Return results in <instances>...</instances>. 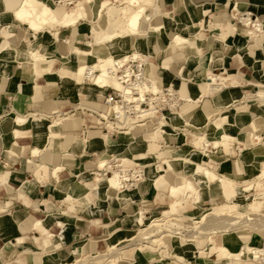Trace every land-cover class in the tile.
Returning <instances> with one entry per match:
<instances>
[{
	"label": "crops",
	"instance_id": "1",
	"mask_svg": "<svg viewBox=\"0 0 264 264\" xmlns=\"http://www.w3.org/2000/svg\"><path fill=\"white\" fill-rule=\"evenodd\" d=\"M21 1L0 0V264H111L107 259L114 255L118 257L115 264H151L155 263V257L162 261L159 252H139L135 245H129L136 227L140 226L139 217L143 213L152 218L168 201L167 209L178 204L179 210L185 213L193 207L187 213L196 218L202 213L203 208L199 205L205 202V195L211 194L209 183L203 177L202 186L209 190L201 197H194L189 191L173 195V176L172 181L162 185L150 182L149 179L162 174L157 172V167L164 166L169 154L177 157L199 153V159L194 162L201 171L208 168L221 177H229L244 192V183L254 178L244 179L255 175L257 166L264 159V143L254 147L251 137L255 133L253 125H257V132L264 138V103L257 95L264 90V32L251 36L240 21V17L251 14L253 20L258 19L264 24V0H157L158 10L163 9L164 17L170 21V34L156 33L147 37L146 51L154 52L150 69L159 82V89L163 84L190 91L198 103L186 105L179 112L181 117L192 122L190 125L179 115L173 117V134L162 132L155 136L156 131L149 134L151 132L144 130L141 135L132 136L130 131L119 132L121 139L130 136L133 140L127 137L128 140L121 142L113 140L111 131L87 140L75 139L74 135L88 133L90 136L99 128V119L94 115L99 113L89 109L99 103L79 101L82 95L76 83L63 81L47 72L38 75L29 63L25 44L28 34L20 37L15 29L16 41L9 44L10 49H2L8 45L6 34L19 21L14 13ZM236 4L240 6L239 12ZM88 27V24H80L77 28L79 46L86 43ZM29 31L30 40L44 46V51H56V56L69 53L64 39L72 41L73 29H61L58 41L52 40L54 37L49 31ZM178 33L195 44L176 47L171 38ZM132 38L136 43L137 38ZM100 49L106 54L111 53L109 47ZM97 54L103 53L97 51ZM215 54L222 57L221 66L216 65ZM81 63L79 60L76 65ZM69 65L76 66L74 63ZM57 66L61 67L63 63L57 61ZM206 71L225 79L221 92L209 96L202 94ZM178 73H183L184 79L179 80ZM95 96L100 101L99 95ZM242 98L248 101L244 102ZM70 105L73 107L67 111ZM74 111L70 123L64 121L59 127L50 129L52 119ZM221 115L227 117L224 128L233 137L229 149L212 146L217 134L224 132L215 125ZM52 131L55 135L50 138ZM202 133L208 136L210 145L206 150L198 151L189 142L188 135ZM138 145L140 149L132 151V146ZM150 147L157 152H151ZM37 148L41 150L40 154L34 155ZM115 150L120 152L112 155L109 163L118 161L120 164L123 158L128 159L131 176L134 172V176H140L138 181L133 176L135 182L125 188L130 190L129 193L113 190L108 176L104 175L106 170L99 167L107 154ZM100 152L103 156L97 162L95 156ZM39 166L44 169L40 170ZM58 167L61 171L56 177L54 173ZM180 170L184 176L188 175L185 168ZM144 180L148 184H144ZM219 196L226 201L222 193L211 194L212 199ZM49 215H54L56 221L45 227L46 230L37 228V222ZM19 239H22V245L18 244ZM46 240L49 245L44 243ZM125 243L128 245L123 246ZM175 244V241L171 243L172 249L178 246ZM210 245L209 242L206 253L211 250ZM113 246L121 249L119 255L111 251ZM192 247L189 248L192 256L182 252L184 259L209 264V260L201 259ZM98 256L104 258L98 259ZM165 257L171 259L170 254Z\"/></svg>",
	"mask_w": 264,
	"mask_h": 264
},
{
	"label": "bare ground",
	"instance_id": "2",
	"mask_svg": "<svg viewBox=\"0 0 264 264\" xmlns=\"http://www.w3.org/2000/svg\"><path fill=\"white\" fill-rule=\"evenodd\" d=\"M80 1L78 3H76L74 6L66 8V9H70V10L75 9L74 12H71V13L65 12L62 16L59 17L46 2H43L40 0H22L19 4L18 8L15 10L14 15L19 21L27 22L30 26V30H32V31H37L44 26H48L51 28V24H53V23H60V24L65 25V27H75V26H77V24L81 20L88 18V16L81 10V8L84 9V6ZM87 1L88 2H95L96 0H87ZM152 1L153 0H130V4L132 6L137 7V8L127 12L126 31L131 32V33H135L138 35H143V33L146 32L145 34L147 35V37H152V36H154V34L160 32L163 29H165V33H167L168 28L164 24H152L150 21L149 26L145 27V23H146L145 16L147 19H149L147 17V8L146 7L149 5H152L151 4ZM50 3H52V1H50ZM107 3H109V2H107ZM107 3L105 2L103 4H95L93 6V10L91 12V18H90L93 22H99V20L102 17L103 11L105 10V8L107 6H109V5H107ZM239 7L240 6L238 4L237 9H236L238 12L240 10ZM61 8H63V7H61ZM240 21L245 26V28L253 29V31L249 30L251 36L252 35L258 36L259 35L258 33L264 32V29L262 28L263 22H261L258 19L253 20L250 18H241L240 17ZM109 25H111V24H109ZM96 28H98V27L96 26ZM122 34L123 33L116 31V30H110L107 28H102L101 35L97 36V37H99V42L97 39V43L99 45L100 44L102 45V44H106L108 42H112L114 40L122 38L123 37ZM28 38L29 37H26V39H25L26 43L25 44H27V46H28V52L27 53H28V57H29V61H30L29 63L33 66V68L35 69V71L38 75H45V73L47 72L49 75H55V76L59 77L58 76L59 72L64 71L65 76H63V77L61 76V79L63 81H66V79L72 80V77H74V78L79 80L78 81L79 83H80V81H84V83L85 82H88V83L93 82V84L96 85L97 87H99V89L107 88V90H106L107 92L104 96V101H103L105 104H106V98H107L109 89H113L116 92H119V94L122 95L124 98H126L128 101H131L133 99L129 96L131 94L134 95L137 92L138 95H141V97L138 98V100H137L138 101L137 102L138 105L136 106V109H137L136 114L137 115H135L134 117L125 116L124 110H122V108L119 105H114V107L111 106V110H110L111 113H108L107 115L96 113L101 118L106 120L107 127L111 128V129H109V130H111V132H117V133L129 132L130 130H129V128H127V126H129L128 124L130 122H136L137 124L139 123V126H143V125H145V123L148 120H150L152 118L151 116L155 115V114L156 115H162L165 117H169L172 113L177 112L176 115H179V117L184 121L185 124L190 125L192 123L191 121L186 120L183 116L181 117L179 112L181 111L182 107H184L186 105H196L198 103V100L193 97L192 92L181 91V89L179 90L172 85L164 86L162 84V86L159 89L158 88L159 82L156 80V78H154L153 74L151 76L150 73L148 74L146 71L148 59L144 60V56L139 53V50L137 48H136L137 51L135 50L136 53H134L133 55L131 54V56H123L121 58H115V57H104L103 54L102 55L101 54L95 55L93 53V51L91 50L93 43L88 42L87 47H82V46H79L78 44H75L73 46V48L71 47L73 49L72 52L74 54L81 56V57H84V58L86 56H91L94 59H97V61L94 63H91V64L85 63V64H81V66H77L74 72L71 71L73 74L72 77H69V76H67L68 74H66V73H68V66L67 65L69 64L68 54L70 53L69 45L73 41L68 40V39H66L65 42L63 41L65 43V45L67 46L69 53L63 54V56H62L63 66L58 67L57 61H60V60H58L59 57L58 58L56 57V51H53L51 49L49 51H44V49H43L44 46H42V45L36 46ZM6 39H7L8 45L3 46V48H2L3 50L10 49V48H8L9 44L16 41L15 35L12 33H7ZM171 42L175 43L176 45H178L180 47L183 45H187L190 47V46H193L195 44V43L194 44L192 43V40H190L187 37L180 35L179 33L175 34L171 38ZM128 45H129V42L126 41L124 46L126 47ZM136 47H139V46H136ZM97 56H99V57H97ZM100 56L103 58H100ZM214 60H215L217 66H221V64L223 62L221 58L218 59L214 56ZM132 61H139V63L142 65L141 74H142V77L145 79L144 83H142V84L136 85V83L133 82L134 80L131 79L132 72H131V70H128V68L130 67ZM205 74H206V83H205V86L203 87L202 94L206 95L209 92H219L223 89L224 84H225L224 78H222L221 76H217L210 71H208V72L206 71ZM177 75H178L179 80L184 79L183 73H178ZM123 81H131V83L129 82L128 86H127L123 83ZM166 87H170V90L172 91V94H173V97L171 98L172 101L169 100L166 95H164V88H166ZM84 88L85 87H83V89ZM147 92L154 93L155 95H157L156 97H154V99H156V101L158 99L162 100L161 106L163 108V111L158 112L156 109L157 108L156 105L153 104L154 102H152V101H150V103H152L151 109H147V110L141 109V107H140L141 101L146 100L145 94ZM81 95L85 96V95H83V93H81ZM258 96L260 97L261 101L264 103V95L259 93ZM154 99H152V100H154ZM167 105L169 106L170 111L164 110V107ZM89 109L92 111H97V112L99 111V110L91 109V107H89ZM114 116H117V118H118L116 121H113L111 119V117H114ZM226 120H227V117L223 116L219 120V122L218 121L215 122V125L220 130L221 129L224 130V132L222 133V135L219 139L213 140V143L211 142L212 146L216 149L221 148L222 146L229 149V147L231 145L230 142L233 140L231 133H228L224 128V124H225ZM159 123L162 126L166 125V123H165V121H163V119H161L159 121ZM58 125L60 126L61 123H59ZM160 125H158V126H160ZM53 126H51L50 129H54ZM159 129H160V127H159ZM257 129H258V126L253 125V130L255 131V133L257 132ZM162 132L167 134V132L165 130ZM255 133H253V135L251 137H252L253 143L258 145L259 142L264 141L263 140L264 138H262L260 135L255 134ZM54 135L55 134L52 131L50 134V138L53 137ZM154 135L157 136L158 133L155 132ZM209 145H210V141H209L208 136L206 134H202V135L197 136V140L194 142V147L196 149H202L203 148L206 150V148ZM40 151L41 150H39L37 148L36 150L33 151V154L39 155ZM132 151H137V149H135L134 146H132ZM241 151H242V149H241ZM192 157L199 159V155H197V154H195V156H192ZM192 157L189 158L187 156L180 155V156L175 157V158H170L169 160L164 162V166L159 165L157 167V172L162 173V174H158V176L152 177L153 183L157 184V185H162V184L166 183L167 178L163 174L172 173L178 177L177 181L175 182L174 188L181 187L182 183L184 182L182 179V177L184 175L180 169H181V167H183V168H185V171L188 174L186 176H189V175L192 176V185L195 188V193H196L195 195H197V197H201V191L204 188L202 186V182H201L202 177L208 181L209 188L211 190L212 195H215L216 193L220 192L224 195V197L227 196V190L225 188V179L213 178L215 175H214L213 171L208 169V168H204L201 171L198 168V166L196 165V163L194 162V158H192ZM122 160H123V162H121V163H125V164L127 161H129L125 158H123ZM113 164H114V167L112 165H109L107 160H102L100 162V165L98 164L100 169L106 170V171H104L105 176H108L109 174H111V173H109V171L113 170V172H112L113 175L108 176V179H107L108 183L110 184V187L113 190L122 191V189L130 187V185L132 186L133 184L131 182H130L131 184L127 183V181L134 179V177H136V176H134L135 172L133 171L134 172V174H133L134 177H133V176H131V170H128L126 172L127 174L125 173L124 170H122L123 164H119L118 161H113ZM260 165H261V173L263 176L264 175V159L260 162ZM40 169H44V167H40ZM59 171H61L60 167H58V169H55V173H54L55 175L54 174L53 175L58 177ZM138 177H140V176L136 177L137 181L139 179ZM95 181H97V180H95ZM216 181L218 183H215ZM207 190H209V189H207ZM123 192L128 193L127 191H123ZM143 192H145V191H143ZM235 194H236V192H235ZM71 198H72V196H71ZM71 200H70V202H71ZM227 200H229V199H227ZM199 201H201V198ZM72 202H74V201H72ZM76 202L77 201H75V204H76ZM219 212H221V211H219ZM224 212L225 213L228 212V214H229L231 212V210L229 211L228 209H224ZM234 213H236V212H234ZM234 213L232 216L235 215ZM216 214L219 215L220 213H216ZM221 216H223V214H221L220 217ZM229 217H231V215L230 216L227 215V217H226L224 214V216L221 217V219H222L221 224H224V225L218 226V229L220 228L221 230L215 231V232H219L220 234L224 235L223 238H225V243L223 245H217V244L215 245L214 237H211L210 243L213 244L211 249H217L219 251L222 250L223 253H226L228 255L227 259L238 258V259L243 260V259H247L249 254H255L258 256V259L260 261H262L264 264V249L260 250V249L256 248L255 246H253V243L244 244L243 247L241 248V250L237 251L238 244L240 242L243 243L244 241H247V240H245V238L242 237L241 235H238L236 237L235 241H233L231 238H229L226 235L228 233V231L232 227L236 226V224H237L236 221L233 219L234 217L233 218L232 217L229 218ZM170 218H174V220L176 221V224H166V221ZM206 218H207V216H203L200 221H197V222L192 221L191 227H196L197 225H199V223L201 224V222L205 221ZM191 220H193V218L190 215L186 214V215H182V216H175V215L171 214L170 210L165 211V213H164V215H162V217L155 218V219L147 217L142 213V216L139 217V219H138V224L141 227H143L142 231L145 232V234H146V232H148L150 234H146V236H143V237L141 235L140 237H142V238L139 240H136L139 237L135 238L133 240V242H136V244H132V245H135L137 247V250L141 252V250L145 249L144 248L146 246L145 244L153 245V244H156V243L161 242V241L169 243L168 240L170 238L182 239L186 235L189 236V234H187L186 231H184L183 229H178V228L176 229L175 227H176V225H179V224L180 225L182 224L185 227H187V225H185V224ZM55 221H56V217L54 215H49L44 220L37 222L36 227L39 229L43 228V227L44 228L49 227V225H51ZM163 223H165V224H163ZM211 224H212V222H211ZM209 226H211V225H209ZM46 229L47 228H45V230ZM237 229H240V228H237ZM205 231H207L206 228H203L202 226H198V227H196L195 231H191V232L195 233L194 235L199 236V234H201ZM196 236H195V238H196ZM167 238H169V239H167ZM17 242H18V244L22 245L23 241H22V239H19ZM44 243L46 245H49V241H47V240ZM260 244L261 243H259V245ZM112 250H114V249H112ZM120 250L115 249L113 251V253L118 254V252H120ZM172 254L175 255L176 257H179L176 253H172ZM116 258H117L116 255L112 256L108 260V263L116 262ZM180 259H182V258H180ZM81 262H82V260H81ZM163 262L167 263V260L163 259ZM214 264H224V261L223 260L214 261Z\"/></svg>",
	"mask_w": 264,
	"mask_h": 264
},
{
	"label": "rangeland",
	"instance_id": "3",
	"mask_svg": "<svg viewBox=\"0 0 264 264\" xmlns=\"http://www.w3.org/2000/svg\"><path fill=\"white\" fill-rule=\"evenodd\" d=\"M50 1L51 0H48L46 3L53 9V11L59 17L62 16L65 12L66 13L67 12L71 13V12H74V10H75V9H71L70 10V9L61 8V7H55L53 5V3H50ZM96 1L95 2H88L87 0H81L80 1L83 4V6H84L83 11L85 13H87L88 18H85L84 20H81L77 24V26H75V27H65V25H63V24L53 23V24H51V28L48 27V26H44V27H42L41 29H39V30H37L35 32H39V31L48 32L49 31L51 34H53V37H54L53 39L54 40L56 39L58 41L61 29H64V28L73 29L74 30V36L72 38L73 42L69 45L70 53L68 54V62L71 63V64L74 63L76 65V62H79V60H80V61H82L81 64H85V62H87L86 64H91V63L96 62L97 60L94 59L91 56H86L84 58V57L78 56V55H76V54H74L72 52L73 46L75 44H78L77 43V38H76L78 26L80 24H88V26H89L88 27L89 28V36L85 40L86 46H84L85 44H82V47H87V43L88 42L89 43H93L92 49L91 48L90 49L93 51V53L95 55H96V52L99 51L100 53L105 54L104 57H115V58H121L123 56H131V54L133 55L134 53H136V51L138 49L139 53L144 56V60L148 59L146 71H147L148 74L150 73V75L152 76L153 72L151 71L152 69H150V64H152V62L154 61L152 59V57L154 56V52H152V50H151L150 53H148L146 51V47H148L147 46V43H148L147 42V35L145 34L146 32H144L143 35H138V34L126 31L127 12L136 9L137 7L132 6L130 4V0H96ZM105 2L106 3L109 2V3H107V5H109V6H107L105 8V10L103 11L102 17L99 20V22H93L90 18H91V12L93 10L94 4H103ZM156 2H157V0H153L152 3H151L152 5H149V6L146 7L147 8V17L150 20L147 19L146 16H145V20H146L145 27H148L149 24H150V21H151L152 24H164L168 28V24H169L170 21L167 20L164 17L163 9H162V11L158 10V8L156 6ZM109 24H111V25H109ZM96 26L98 28H96ZM102 28H107V29H110V30L119 31V32L123 33L122 34L123 37L119 38L117 40H114L112 42H108L106 44H102V45L100 44L99 45V44H97V39H98V42H99V37H97V36L101 35ZM15 29H17L16 33L20 37L22 35H24V33L26 35L28 34L26 37H29L28 39L30 40V37H31L30 34H29L30 26H29V24L27 22L18 21L16 23V25L12 26V28L10 29L11 31H9L8 33L14 34V30ZM247 30L248 31L249 30L253 31V29H247ZM164 33H165V29L161 30L157 34L166 36ZM167 33L170 34L169 29H167ZM155 35L156 34H154V36ZM133 36L135 38H137V42L136 43H134L135 41L132 38ZM64 40H66V39H64ZM126 41L129 42V45L125 47L124 45H125ZM0 42H1V39H0ZM33 44H35V43H33ZM130 44H132L134 46L131 47ZM173 44L176 47L180 48V46L176 45L175 43H173ZM35 45L36 46H40L38 44H35ZM95 46H97L98 48L96 49ZM136 46H139V47H136ZM99 47L100 48L104 47V49H105V47H109V49L111 50V53L110 54H106ZM56 57L57 58L59 57L58 59L61 62H63L62 56L57 55ZM97 57H99V56H97ZM215 57L218 58V59L219 58L222 59V57L218 56L217 54H215ZM100 58H103V57L100 56ZM81 64L78 65V66H81ZM222 64H223V62H222ZM67 66H68V73H66V74H68L67 76L72 77V75H73L72 72L75 71L77 65L76 66H72V65L70 66L68 64ZM151 66H153V65H151ZM153 69H154V66H153ZM153 71L155 72V69ZM58 76H59V78H61V76L62 77L65 76L64 75V71L59 72ZM230 79H235V78L231 77ZM66 81H70L74 85L76 83L77 84L76 86L78 88H80V93H83V95H85V96L87 94L92 95V96H86V97L81 96L82 98L79 101L97 102L99 104L94 105V106H90L91 109L99 110L98 111L99 114H106L107 115L108 113H111V111H110L111 110V106H108L104 102H102L104 100L103 96L106 94L107 88L99 89V87L94 85L93 82L92 83H88V82L84 83V81H80V83H79L78 82L79 80L74 78V77H72V80H67L66 79ZM204 86H205V84H204ZM83 87H85V88L83 89ZM111 91L112 90H110L109 92H111ZM221 91H219V92H221ZM219 92H209V93H207V95L208 96L211 95V94L214 95V94L219 93ZM259 93L264 95V90L262 89L261 92H257V95ZM95 95H99L100 101L98 100V97L95 96ZM242 99H243L242 101H244V102L248 101V99H244V98H242ZM259 101L263 104V102L261 101L260 98H259ZM255 104H257V103H255ZM72 107L70 105L69 108L67 109V111H70L72 109ZM77 107L80 108L79 106H77ZM82 107H85V106H82ZM256 109H257V107H256ZM95 112H97V111H95ZM73 113H76V111H74L72 113L69 112L68 115L66 114V115H64L62 117L54 118L52 120L50 119L52 124L54 125V126L53 125L52 126L54 128H57V126L59 127L58 124L62 123L64 121H66L65 123H67V124L70 123L71 120L74 119V118H71V114H73ZM176 114H177V112H174L169 117H165V116H162V115H156L155 114V115L151 116L152 118L150 120H148L145 123V125L139 126V123L137 124L136 122H130L128 124L129 126H127V128H129L130 133H133L132 136L141 135L142 131H144V130H147V131L151 132L149 134H153L156 131L158 133V135H160L161 132L164 131V130L167 132V134H173L174 133V131H173L174 129L172 127V123L174 121L173 117L177 118ZM220 114H222V112H220ZM222 116L223 115H221L219 117V120L221 119ZM97 119H99V121H98L99 128L95 129V131H96L95 133H90V136L88 135V133H84L83 136L74 135L75 139L80 138V139H84V140L86 139L87 140L88 138H91V137H94V136L99 137V136H101V134L108 133L109 131H111V130H109L111 128L107 127V123H104L99 117ZM161 119H163V121H165V123H166L165 126L160 125L159 121ZM158 125H160V126H158ZM159 127H160V129H159ZM176 132H179V131H176ZM202 134H204V133H202ZM202 134H198V135H195V136L188 135L189 142L194 146V142L197 140V136L202 135ZM255 134L260 135V132H257ZM221 135H222L221 133H218L217 136L215 135L216 139H219L221 137ZM111 136H112L113 140L118 141V142H121L122 140L126 141L130 137V136L129 137L127 136L128 139H126L127 137L125 139H121V137L119 136V134L117 132H112ZM148 137L151 138V135H149ZM129 140L133 141L132 139H129ZM232 142H233V140L230 143H232ZM263 143H264V141L263 142H259V144H263ZM253 144H254V146H257V144H255V143H253ZM249 146H251V145H249ZM139 147L140 146L138 145L135 148L137 150H139L140 149ZM115 148H117V147H115ZM120 149H122V148H120ZM149 150L151 152H153V153L156 151L152 147H150ZM198 151H201V150L199 149ZM118 152H120V150H115V151L107 154L108 156H106V158H104L103 160H107L108 161L109 159H111L112 155H115ZM195 154L199 155V153H197V152H192L190 154L183 155V156H187V157L191 158L192 156H195ZM101 156H103V152L102 153L100 152L99 156H95V159L97 160V162L99 161V158H101ZM148 156H151V155L149 154ZM178 156H180V155H177V157ZM153 157H155V156L153 155ZM160 157L162 158L163 156H160ZM175 157L176 156L172 157V155L169 154V159L170 158H175ZM192 158H194V157H192ZM195 159L196 158H194V160ZM154 160H156V158H154ZM121 162H123V160ZM121 162H120V164H123L122 170H124L125 173H126L131 168V166L129 165L130 161H127L126 164L125 163H121ZM108 163H109V161H108ZM109 165H112L114 167L113 163H109ZM257 169H258V171L255 173V175H253L252 177H250L248 179H244V180H251V179L254 178V180L244 183L245 188H246V192L243 191L242 187H239L236 183L232 182L231 178H229V177H221L215 171H213V173L215 175L213 178H215V179H219V178L225 179V188L227 190V196H225L224 199L226 201H224L221 196L216 197L215 199H212L211 194L207 193L208 191L205 190V188H203V190L201 191V194H204V193H207V194L205 195V202L202 205H199V206H202V208H203L202 209V213H198V217L193 218V220H191L188 223H186L185 225H187V227H185L182 224L181 225L180 224L176 225V227L174 226L176 229L177 228L178 229H183L184 231H186L187 234H189V236L186 235L182 239H178V238H170L169 239V238H167V239H169L168 240L169 243L161 241V242H158V243L153 244V245L145 244L146 245L144 247L145 249L141 250V252H143V251L147 252V251L151 250V251H154V252H159L161 254L162 261H161L160 257H155L156 258L155 259V263H151V264H179V263L180 264H185V263L186 264H196L194 261H186L184 259L186 257H184V255L182 254V252L185 251L187 255L192 256L193 252H192V250H189V248L192 247V246H190V244H194V246L192 248L199 252L201 259H205V258L208 259L209 260V264H214V261H218V260H223L224 264H240L241 261H246V262H248L247 264H263V262L260 261L258 259V256L255 255V254H249L247 259H243L242 260V259H238V258L227 259L228 255L226 253H223L222 250L219 251L217 249H211V250H209V252H207V253L205 252V248L206 247L208 248V245H209L211 237H215L214 238L215 245L216 244L217 245H222L223 243H225V238H223L224 235L220 234L219 232H215L216 230H221L220 228L218 229V226L224 225V224H221V222H222L221 217H223L224 214H225L226 217H227V215L228 216L231 215L232 218L234 217L233 219L237 223L236 226L232 227L228 231V233L226 235L229 238H231L233 241H235V239H236V237L238 235H241L242 237L245 238V240H247V241H244L243 243L240 242L238 244L237 251L241 250L243 245L244 244H248V243H253V246H255L256 248H258L260 250L264 249V175L262 176L260 163H259ZM40 170H43V169H40ZM95 171H92V173L95 172ZM112 172H113V170H110L109 173H111V174H109L108 176H112L113 175ZM163 175H165L166 178H167V182L166 183L170 182L172 176L175 177V182L178 179V177L175 176L172 173H167V174H163ZM94 178H95V175L93 174L92 175V180H94ZM182 179H183L184 182L182 183V186L179 187V188H174L175 182L173 183V186H172L173 195H178V193H180L182 191H189V193L192 196H194V197L196 196L197 197V195H195L196 194L195 193V188L192 185V176H190V175L189 176H183ZM152 180H153V178L149 179V181L153 183ZM143 183L144 184H146V183L148 184V181L144 180ZM215 183H218V182L216 181ZM140 186H141V184H140ZM123 191H127L128 192V189H122L121 192H123ZM235 192H236V194H235ZM187 194L181 193V195H185V196ZM218 194H220V193L218 192L215 195H218ZM227 199H229V200H227ZM183 201L184 200L182 199V202ZM165 203L167 205L163 207L162 211H160V213H157L156 215H153L152 218H154V219L155 218H160V217H162V215H164V213H165L164 210H166L168 208V201H165ZM179 207H181V206H179ZM191 209H193V207L190 206L188 209H186V211L188 212ZM224 209H228L229 211L231 210L232 213L230 212L229 213L230 215H229L228 212H226L227 213L226 214L224 212ZM167 210H170L171 214H173L175 216H182V215H186V214L189 215L187 212L184 213V211H180L179 208H178V204L177 205L173 204L171 206V208L167 209ZM163 211H164V213H163ZM219 211H221V212H219ZM234 212H236L237 214L234 213ZM216 213H220V214L218 215ZM233 213L235 214L234 216H232ZM221 214H223V216L220 217ZM203 216H207L206 220L201 222V224L199 223V225H197L196 227L202 226L203 228H206L207 231L199 234V236H196V235H194L195 233L191 232V231H195V229H196V227H191L192 226L191 223H192V221H195V222L200 221ZM231 217H229V218H231ZM211 222H212V224H211ZM163 224H165V223H163ZM166 224H176V221L174 220V218H170V219H168L166 221ZM209 225H211V226H209ZM237 228H240V229H237ZM142 229H143V227H141V226H137L136 227V230L134 231V234H132L130 242H128L129 245L133 246L132 244H136V242H133V240L135 238L139 237V238L136 239V240H139L143 236H146V234H150L148 232H146V234H145V232H143ZM141 235H142V237H140ZM195 236H196V238H195ZM223 239H224V241H223ZM173 241H175L177 243L175 245H178V246L174 247L172 249L171 243H173ZM259 243H261V244L259 245ZM127 245H128L127 243L123 244V246H127ZM212 246H213V244L210 245L211 248H212ZM112 249L119 250L115 246L111 247V251L113 252L114 250H112ZM195 250H193V251H195ZM105 251H107V248L105 249ZM172 253H176L182 259H180L179 257H176ZM169 254L171 255V257H170L171 259H166L165 256H169ZM97 258L98 259H102V258H104V256H101V257L98 256ZM117 258H116V262L118 261ZM163 259L167 260V263L163 262ZM108 260L109 259H107V263H108ZM115 263H111V264H115Z\"/></svg>",
	"mask_w": 264,
	"mask_h": 264
},
{
	"label": "built area",
	"instance_id": "4",
	"mask_svg": "<svg viewBox=\"0 0 264 264\" xmlns=\"http://www.w3.org/2000/svg\"><path fill=\"white\" fill-rule=\"evenodd\" d=\"M53 5L55 7H63V8H69L74 6L76 3H78L80 0H51ZM246 18H250L253 19L252 15H246ZM257 20V19H255ZM128 70H131L132 74H131V79H133L134 83H136V85L142 84L144 83V78L142 77L141 74V70H142V65L139 63V61H132L130 67L128 68ZM131 83V81H123V83L125 85L128 86V83ZM112 90L111 92L108 93L107 98H106V104L108 106H112L114 107V105H119L122 110H124V115L125 116H129V117H134L137 112L136 106L138 105V98L141 97V95H138V93L136 92L134 95H129L131 98H133L131 101H128L126 98H124L122 95L119 94V92H116L113 89H109V91ZM164 95L167 96V98L169 100H171V98L173 97L172 91L170 90V87H166L164 88ZM157 95H155L154 93H149L147 92L145 94V101H141L140 107L143 110H147V109H151L152 107V103H150V101L154 102L153 104L156 105V109L157 111H163L162 108V100L158 99L156 101V99H154V97H156ZM154 99V100H152ZM172 101V100H171ZM164 110L170 111L169 106H165ZM97 117H99L104 123H106V120L101 118L99 115L94 114ZM123 116V115H122ZM111 119L113 121H116L118 118L117 116L111 117ZM102 123V122H101ZM140 178V177H138ZM134 183V179L128 180L127 183Z\"/></svg>",
	"mask_w": 264,
	"mask_h": 264
}]
</instances>
